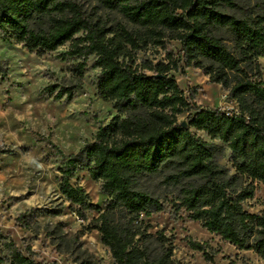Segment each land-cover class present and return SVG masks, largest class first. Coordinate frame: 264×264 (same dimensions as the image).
Segmentation results:
<instances>
[{"label":"trees","instance_id":"16d2710c","mask_svg":"<svg viewBox=\"0 0 264 264\" xmlns=\"http://www.w3.org/2000/svg\"><path fill=\"white\" fill-rule=\"evenodd\" d=\"M94 1L118 13L132 29L106 27L76 0H0L2 41L37 56L68 45L63 60L77 61L70 86L48 85L42 93L53 95L54 102L72 101L93 56V67L99 70L97 96L113 103L116 111L78 153L66 157L56 151L64 158L58 185L69 210L81 221L88 213L98 214L85 230L100 234L113 264H172V247L149 260L136 239L140 215L163 208L138 184L165 173L167 185L186 182L174 203L177 210L264 262V213L250 214L243 208L254 196L251 183L264 185V69L258 62L264 58V0L247 7L235 0ZM171 41L179 43L178 52L167 49ZM150 47L164 51V59L137 64V54ZM188 68L219 85L236 109L194 105V95L186 97L169 76ZM7 74V64L0 61V83ZM184 113H189L187 121L179 122ZM197 133L221 144L206 142ZM226 150L234 174L220 164ZM78 170H86L108 197L104 210L91 203L81 186L71 184ZM120 215L124 223L118 222ZM16 223L26 227L22 216ZM188 244L204 251L199 243ZM0 247L7 253L0 254V264H40L29 248L24 253L1 230Z\"/></svg>","mask_w":264,"mask_h":264},{"label":"rangeland","instance_id":"374dc122","mask_svg":"<svg viewBox=\"0 0 264 264\" xmlns=\"http://www.w3.org/2000/svg\"><path fill=\"white\" fill-rule=\"evenodd\" d=\"M239 5L253 6L258 0H235ZM83 11L106 27L117 24L132 29L116 12L100 7L94 0H76ZM167 49L178 52V42H168ZM68 45L57 51L37 56L14 42L0 39V61L8 66L7 78L0 83V230L26 253L33 252L40 264H113L110 253L100 242V234L85 228L97 213H88L81 221L69 210L70 204L59 192V171L64 156L76 154L92 142L99 126H105L116 114L113 103L97 96L96 80L99 70L93 67L95 58L86 62L83 82L67 102L53 101V95L42 93L48 85L65 88L72 84L71 68L77 61L64 58ZM165 52L148 48L137 54L136 63L144 59L154 63L164 59ZM264 69V58L258 60ZM186 97L193 94L192 103L200 108L236 109L219 86L210 84L202 71L184 69L169 73ZM264 80V72L262 76ZM191 114H193L191 112ZM189 113L178 117L186 122ZM206 142L203 133H197ZM220 164L235 171L228 151ZM165 173L142 179L138 189L158 198L162 211L140 215L137 245L146 250L149 260L160 256L163 248L172 247V264H264L252 251H241L218 235L203 229L189 219L188 213L174 207L179 191L186 182L171 186L163 182ZM248 183H251L250 181ZM71 184L81 186L92 204L102 210L108 197L100 193L99 184L90 180L86 170H78ZM253 198L245 201L244 210L250 214L264 213V185L253 182ZM22 216L26 227L16 223ZM126 219L119 216L118 222ZM204 247V251L190 248L188 241ZM0 254L6 251L0 247Z\"/></svg>","mask_w":264,"mask_h":264},{"label":"water","instance_id":"95a60500","mask_svg":"<svg viewBox=\"0 0 264 264\" xmlns=\"http://www.w3.org/2000/svg\"><path fill=\"white\" fill-rule=\"evenodd\" d=\"M183 126H185V123H182Z\"/></svg>","mask_w":264,"mask_h":264},{"label":"built area","instance_id":"2783aa9c","mask_svg":"<svg viewBox=\"0 0 264 264\" xmlns=\"http://www.w3.org/2000/svg\"><path fill=\"white\" fill-rule=\"evenodd\" d=\"M229 112V111H228Z\"/></svg>","mask_w":264,"mask_h":264}]
</instances>
